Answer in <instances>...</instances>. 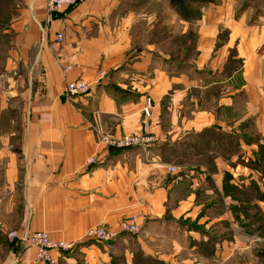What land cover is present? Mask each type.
<instances>
[{
	"label": "crops",
	"instance_id": "obj_1",
	"mask_svg": "<svg viewBox=\"0 0 264 264\" xmlns=\"http://www.w3.org/2000/svg\"><path fill=\"white\" fill-rule=\"evenodd\" d=\"M4 1L2 225L21 207L19 234L44 231L55 242L76 243L71 252L53 251L58 264H198L202 246L216 238L214 225L239 231L261 222L253 210L236 212L245 202L233 192L264 213V13L251 18L238 0L210 4L192 24L196 56L175 61L139 37L151 23L133 0H85L52 15L45 0ZM76 80L89 83L91 94L68 96ZM147 97L156 144L115 152L97 146L96 126L139 131ZM198 146L212 168L199 161L205 155ZM93 157L99 164L90 167ZM169 166L179 170L171 174ZM125 220L139 232L109 244L85 241L95 226L119 232ZM255 229L264 233V221ZM240 239L233 235L215 254L225 251L230 260ZM5 245L0 264H38L35 247H17L0 229V250Z\"/></svg>",
	"mask_w": 264,
	"mask_h": 264
},
{
	"label": "rangeland",
	"instance_id": "obj_2",
	"mask_svg": "<svg viewBox=\"0 0 264 264\" xmlns=\"http://www.w3.org/2000/svg\"><path fill=\"white\" fill-rule=\"evenodd\" d=\"M3 1L4 0H0V5H2ZM133 1L136 2V4L138 5V6L136 5L137 9L135 10L138 11L139 14L141 15L140 19L142 17L144 18L143 20L144 23H148V24L151 23V25L154 26L153 31H149L147 29V26L149 27L151 25L140 27V30L138 31L140 33L139 37L144 38L149 43H154L156 50L171 56L172 59L175 61H179V60L191 61L194 59V57L196 56V51H195L196 31L194 25L192 24H194L196 20L199 19L201 13L207 6H209L210 4H217L221 2V0H133ZM238 2H239L238 8L240 7L241 10H243V8H245V10H248V12L251 13L250 14L251 18L253 16V18L257 19L259 15H262L264 13V0H238ZM13 5H14L13 1H11L10 4L11 8L13 7ZM143 14L144 16H142ZM184 23L186 24L190 23V26L185 28L183 26ZM186 64L189 65L188 62ZM66 70L68 71L69 69ZM70 83L71 82H69L67 85H69ZM66 90H67V86H66ZM75 97H86V96H75ZM145 100H146L145 104L142 108L141 127L139 131L132 133L116 134L112 131L109 130L106 131L101 129L99 126L98 127L96 126L94 132L96 136L97 146L105 149V151L115 152L117 150L113 148V141L120 142L128 137L131 138L135 135L154 136L152 133H150L152 111H153V100H151L150 97H147ZM148 100L151 101L149 107L148 105H146ZM147 109L149 110V113L151 115V117L148 119H146ZM15 129L16 127L12 125V131H14ZM203 148L204 149H202V147L199 148L198 146V149L202 150L200 151L201 154L205 155L202 159H199V161L204 163L207 167L212 168L213 158L210 157V155H207L206 147ZM217 152L221 154L222 149L218 150ZM89 160L87 163H89ZM91 166H95V165H91ZM177 170H179L178 166L168 167V171L171 174L176 173ZM263 179H264V175H263ZM231 189L232 188L230 186H227L226 191L225 190L224 191L228 193H232L233 190ZM233 193L239 198L240 202H243V200L245 202V205H242L240 208H236L237 213L243 211L244 209L251 210V212L253 210L255 218H258L259 221H261L260 223L264 221V213L260 212L257 208L252 207V205H249V203L246 200V196L245 194L242 193V191L233 192ZM250 195L252 198L261 199L260 198L261 194H257L254 190L250 192ZM16 197L20 199V196H16ZM13 209L14 211L12 212V215L8 219L6 225H2L0 222V229H3L5 231L6 236L9 239L13 240V242H16L17 247H20V245L25 247L27 246V244H25L22 240L23 233L19 234V231L17 230L18 214H22V208L15 207ZM215 211L222 213L221 208H217ZM260 223L258 222L246 223L247 225L245 226L242 225L239 226L240 228L239 231L237 228L235 230L231 224H227V223L214 225L210 229V232H212L213 233L212 235L216 238H213L209 243L204 244L202 246L200 258H198V264H248V263L264 264V233L262 232L258 234L256 232V229L254 230V227L258 226ZM122 224L130 225L133 223L131 221L125 220L120 224V226ZM99 227L110 228V226L108 225L95 226L94 228H96L97 230L99 229ZM112 231L118 233V231H115L113 229ZM247 232H253L257 234L254 235L252 234L251 236L249 234L248 236ZM14 233H17L20 237L11 238L9 236V234L13 235ZM45 233H47L50 237V234L48 232ZM236 234L239 236V238H241L238 241V245H237L239 246L240 249L236 250V252L234 253L233 257L230 260L227 259L228 254H226L225 251L222 252L223 254L220 252L219 254L218 253L215 254V250L218 248V245H221L226 241H231L232 236ZM50 239L52 240L51 237ZM247 246L249 247L244 248ZM13 247L15 248L16 246L13 244L11 245V248L13 249ZM8 251H10L8 245H5L0 250V261L5 257V254ZM135 261L136 264H156V263L142 262V261L137 262V259Z\"/></svg>",
	"mask_w": 264,
	"mask_h": 264
},
{
	"label": "built area",
	"instance_id": "obj_3",
	"mask_svg": "<svg viewBox=\"0 0 264 264\" xmlns=\"http://www.w3.org/2000/svg\"><path fill=\"white\" fill-rule=\"evenodd\" d=\"M85 0H45V6L47 12L52 15L63 9L71 8L78 6L83 3ZM64 36L60 33L57 36V41L62 42ZM92 91L90 84L83 80H76L67 85L66 94L68 96H88ZM151 104V101L148 100L146 105ZM147 117L150 118L151 115L149 110H146ZM147 121V120H146ZM147 127V124H146ZM154 144H156V138L154 136H140L135 135L131 138H126L122 141H113V148L115 150H126L130 148H140L143 150L150 149ZM91 165L99 164V160L95 157L91 158L88 163ZM133 224H122L120 226V231L118 233L112 231L108 227H99L90 229L87 234L85 241L93 242L98 244H109L117 240L120 233H136L139 231L138 226L131 220ZM130 223V222H129ZM135 223V224H134ZM11 238L20 237L17 233L13 235L9 234ZM22 240L27 246H33L37 250L36 262L38 264H58L57 259L53 256V251H62L65 253L71 252L76 246V243L71 242H54L50 239L49 235L45 232H24Z\"/></svg>",
	"mask_w": 264,
	"mask_h": 264
}]
</instances>
